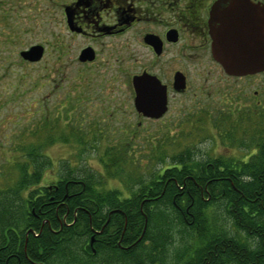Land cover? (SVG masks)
<instances>
[{"label": "trees", "instance_id": "obj_1", "mask_svg": "<svg viewBox=\"0 0 264 264\" xmlns=\"http://www.w3.org/2000/svg\"><path fill=\"white\" fill-rule=\"evenodd\" d=\"M44 118L9 142L0 168V264H264V138L252 135L260 146L248 159L192 145L171 160L158 152L160 166L125 194L107 184L123 160L116 144L103 150V170L67 159L43 184L53 163L45 145L75 140L79 158L88 151Z\"/></svg>", "mask_w": 264, "mask_h": 264}, {"label": "flooded vegetation", "instance_id": "obj_2", "mask_svg": "<svg viewBox=\"0 0 264 264\" xmlns=\"http://www.w3.org/2000/svg\"><path fill=\"white\" fill-rule=\"evenodd\" d=\"M18 3L37 11L41 3L46 5L50 22L57 27L52 32L53 42L37 43L45 50L39 60L31 63L43 62L51 73L74 68L75 77L87 76L86 82H73L71 72L63 75V79L69 80L61 101L67 102L62 112H59L62 105L56 104L57 113L52 120L58 119L62 125L61 120L66 119L62 125L65 131L70 136L74 131L82 137L88 151H101L104 139L113 135L110 122L98 125L97 121L99 114L105 113L103 101H118L115 92L121 80L127 84L131 79L137 111L133 77L142 73H147V94L153 98L150 109L161 112L165 108V111L159 116L137 113L147 118V122H162L159 131L164 137L161 143L164 147L183 150L184 146H180L187 137L191 139L187 145L202 152L197 140L203 138L205 131L209 137L210 128L218 130L216 138L248 137V122L264 121V69L233 75L214 53L216 29L228 23L255 25L262 21L264 0H18ZM5 4L7 1L0 0V20L4 21L8 13ZM47 79L50 83V77ZM53 79L55 87L63 88L56 77ZM42 104L43 100L37 97L38 111ZM78 105H84V109H78ZM76 110L81 117L86 115L83 121ZM105 116L101 120H108ZM85 120L92 122L85 124ZM133 126L124 123L121 130L130 133ZM148 130L147 127L150 136ZM259 133L256 138H264V125ZM225 141L228 142L222 140ZM231 143L223 146L231 148L235 145ZM259 146L249 147L245 141L239 144L240 149H248L245 159L257 152Z\"/></svg>", "mask_w": 264, "mask_h": 264}, {"label": "rangeland", "instance_id": "obj_3", "mask_svg": "<svg viewBox=\"0 0 264 264\" xmlns=\"http://www.w3.org/2000/svg\"><path fill=\"white\" fill-rule=\"evenodd\" d=\"M5 1H7V4H5L8 11L7 18L5 21L0 20V168L5 166L7 169L5 155L12 157L11 147L8 146L9 142L17 141L20 134L36 130L44 123V117H50V121L52 117L55 118L54 115L57 113L56 104L60 103L62 105L59 109V112H62L63 104L67 100L63 99L61 101V99L64 96L65 83L69 80L63 79V75L71 72V75L75 77L76 72L74 68H68L51 73L43 62L37 64L23 60L20 56L21 50L29 48L33 44L53 42L52 32L57 27L50 22L46 5L41 3L40 10L37 11L24 4L20 6L18 0ZM56 31L57 29H55ZM48 77H50V83L47 82ZM55 77L63 88L55 87V82H53ZM74 77L73 82L79 80L86 82L87 80V76L83 74ZM130 80L129 78L127 84H124L122 80L120 81L119 89H116L115 92L118 101L113 103L110 101L102 102L105 113L104 115L99 114L100 121H97V124L105 125L108 124L106 121L110 122L114 130L113 135L104 139L101 151H86L82 158H79V155H76L77 152H75L76 147L67 143L64 144L61 140L49 146L48 144L45 145L44 150L50 155L53 163L45 172L43 184L57 179L56 176L61 167V162L67 159L75 160L71 162L72 165H78L82 162L88 168L103 170V158L108 159L106 152H103L107 144L120 145V150L117 153H121V156H117L123 158L121 165L112 169L113 175L109 176L108 187L123 189L125 194L129 192L127 185L135 181L137 177L147 175L150 170L160 166L158 152L165 150L167 156H169L168 160H171V154L177 152L178 147H164L161 144L164 142V137L159 131L162 122H147V118L137 113L133 104L134 96L129 84ZM37 97L43 100L42 106H44H40L39 111L36 106ZM48 106L50 115L48 114ZM78 109H84V105H78ZM75 112L78 115V110ZM102 116H105L108 120H101ZM78 117L83 121L86 115L82 114L83 118L81 115H78ZM90 117L94 116L90 115ZM90 122L92 120H85L83 123L89 124ZM61 123L64 125L66 119L65 121L62 119ZM124 123L134 125L132 132L125 133L121 130ZM248 123H250L248 125V137L238 136L237 138L226 139L228 142H232L231 144H235L231 148L223 146L228 142H222L220 136L216 138L219 132L215 128H210L209 137H207L208 132L205 131L203 138L198 139L197 143L203 148L202 152L205 155L208 153L216 156L222 153L236 158H245L248 149L246 147L240 149L239 144L244 141L250 143L252 135L255 136L260 132L264 121L256 120ZM147 127L150 136H147ZM58 130L57 127L55 133ZM46 133L47 131L44 128L43 134L45 136ZM190 141V138L185 137L180 147L184 146L185 148ZM125 146H127V150H124ZM156 153H158L157 156H155Z\"/></svg>", "mask_w": 264, "mask_h": 264}, {"label": "water", "instance_id": "obj_4", "mask_svg": "<svg viewBox=\"0 0 264 264\" xmlns=\"http://www.w3.org/2000/svg\"><path fill=\"white\" fill-rule=\"evenodd\" d=\"M237 28V29H236ZM42 44H33L20 51L23 60L34 62L44 53ZM214 53L226 71L233 75H247L264 69V17L255 25L224 24L215 32ZM135 88V107L143 115L159 116L164 111L150 109L153 98L147 94V73L133 77Z\"/></svg>", "mask_w": 264, "mask_h": 264}]
</instances>
